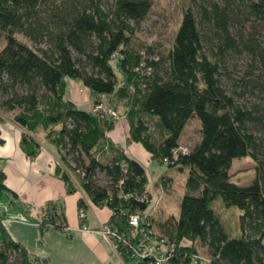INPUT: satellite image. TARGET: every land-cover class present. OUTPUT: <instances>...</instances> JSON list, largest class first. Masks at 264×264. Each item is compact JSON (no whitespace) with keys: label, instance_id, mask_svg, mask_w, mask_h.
<instances>
[{"label":"trees","instance_id":"obj_1","mask_svg":"<svg viewBox=\"0 0 264 264\" xmlns=\"http://www.w3.org/2000/svg\"><path fill=\"white\" fill-rule=\"evenodd\" d=\"M152 1L0 0V123L8 116L23 130L19 146L28 158L39 154L43 134L57 151L54 175L66 194L81 191L95 207H106L107 223L135 241L146 226L132 228L128 219L149 205L146 172L106 138L116 121L66 98V80L78 81L95 98L107 97L116 112L117 105L127 106L121 114L127 142L186 175L178 216L164 225L151 218L170 242H191L175 250L170 264H189L198 252L210 264H264V0H192L165 55L132 43ZM228 54L247 60L231 91L223 84L231 77ZM193 119L199 138L182 153L179 140ZM106 151L112 155L102 162ZM245 157L254 162L255 176L238 185L230 171ZM4 180L0 173V196H14ZM218 200L240 211L235 237L213 208ZM45 206L49 218L40 229L63 230L57 205ZM78 208L86 209L82 198ZM117 252L130 264L123 248ZM29 263L0 223V264Z\"/></svg>","mask_w":264,"mask_h":264},{"label":"crops","instance_id":"obj_2","mask_svg":"<svg viewBox=\"0 0 264 264\" xmlns=\"http://www.w3.org/2000/svg\"><path fill=\"white\" fill-rule=\"evenodd\" d=\"M71 84L73 90L75 85ZM71 102L77 107L76 102ZM4 118L6 120L0 123V173L5 176L4 184L14 196L8 193L0 196V223L9 237L26 251L30 263L122 264L99 233L80 230L78 200H84L86 225L93 229L107 223L111 212L106 207L92 205L81 191L66 194L64 183L54 175L58 162L55 147L42 134L39 154L34 158L26 157L19 146L23 130L6 116ZM117 130L118 125L107 133L108 141L141 164L135 157V146L141 145L117 141L114 138ZM144 154L151 159L145 150ZM104 155L109 159L112 153L106 151ZM48 203L57 205V213L65 217L67 230L52 227L41 230L37 225L40 212Z\"/></svg>","mask_w":264,"mask_h":264},{"label":"rangeland","instance_id":"obj_3","mask_svg":"<svg viewBox=\"0 0 264 264\" xmlns=\"http://www.w3.org/2000/svg\"><path fill=\"white\" fill-rule=\"evenodd\" d=\"M188 6H192V0H153L148 15L141 21L135 33L132 40L133 45L142 48L148 46L157 53L165 55L171 48L182 14ZM232 32L234 33L233 30ZM18 38L23 42L29 43L27 39L20 35ZM2 46L3 42L1 41L0 47ZM246 62L247 60L243 54H228L226 56L224 64L231 76L223 78V84L226 86L227 90L231 91V89H235V78L239 77L243 71H245ZM71 83L75 85L73 90ZM81 86L82 85L78 81L71 79L66 80V98L76 102L78 109L93 111L95 99L99 100L103 107H107L109 101L107 97L95 98L85 87ZM246 99L249 101H257L255 97H248ZM242 101H244V99L240 100V102ZM116 108L119 111V115L128 111V107H125V105H117ZM123 117L124 115L114 123V126L118 125V130L114 138L117 141L121 140L122 144H127L128 124L126 117ZM148 128L153 139L156 140L158 134L156 130H154L151 122H148ZM198 138V123L194 119L190 120L183 130L179 145H181L182 148H191L198 141ZM135 147H137L135 157L145 168L148 177L147 189L151 193L150 203L146 209V213L154 219L156 224L164 225L167 219L170 220L171 217L176 218L179 214V201L184 193L186 175L185 173H180L177 170L168 168L165 164H160L155 160L144 157L143 148L139 145ZM106 159L107 157L103 155V158L100 160L105 162ZM230 174L232 175L233 183L244 185L250 182L255 176L254 162L249 157L236 159L232 163ZM163 183H165V186H163ZM213 208L219 215L221 223L227 230L226 232L230 234V236L235 237L238 231L240 211L236 208L226 209L221 205L220 200L214 202Z\"/></svg>","mask_w":264,"mask_h":264},{"label":"built area","instance_id":"obj_4","mask_svg":"<svg viewBox=\"0 0 264 264\" xmlns=\"http://www.w3.org/2000/svg\"><path fill=\"white\" fill-rule=\"evenodd\" d=\"M156 57H153L155 60ZM94 113H103L109 119L117 121L122 118L119 112L114 111L108 105H103L98 102L93 106ZM182 153L187 152V148L179 147ZM176 151H174L175 153ZM166 161V160H165ZM147 197L143 196L140 201H146ZM150 203V200H149ZM49 207L42 208L38 217L37 225L49 218ZM78 221L80 230L84 233H99L108 243L114 254L120 259L122 264H125L118 255V248L125 250V254L129 257L130 264H170L174 252L178 248H190L191 242L179 243L176 245L170 242L167 237L157 231L154 227L151 217L146 212L143 214H133L128 219V225L137 229L140 225H145L135 241L124 237L112 223H105L96 229L86 225V214L84 209L78 210ZM63 230H67L66 227ZM186 243V245H185ZM34 264V263H29ZM189 264H210V259L204 253H193L189 258Z\"/></svg>","mask_w":264,"mask_h":264}]
</instances>
